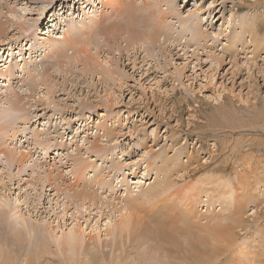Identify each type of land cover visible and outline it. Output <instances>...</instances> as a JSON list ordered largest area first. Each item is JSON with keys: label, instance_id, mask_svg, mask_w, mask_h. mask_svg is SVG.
I'll return each instance as SVG.
<instances>
[{"label": "rangeland", "instance_id": "obj_1", "mask_svg": "<svg viewBox=\"0 0 264 264\" xmlns=\"http://www.w3.org/2000/svg\"><path fill=\"white\" fill-rule=\"evenodd\" d=\"M256 1L0 0L9 30L0 37V210L9 236L27 240L15 264L42 240L47 264H88L99 248L104 262L91 264H106L127 240L117 229L127 210L133 224L139 210L152 227L159 221L148 216L170 211L210 227V264H264V0ZM60 17L64 28L51 29ZM41 18L39 32L13 25ZM97 19L133 26L137 37L158 22L160 39L112 31L95 37L88 57L61 46L66 61L49 58V39ZM15 94L23 113L6 110Z\"/></svg>", "mask_w": 264, "mask_h": 264}, {"label": "bare ground", "instance_id": "obj_2", "mask_svg": "<svg viewBox=\"0 0 264 264\" xmlns=\"http://www.w3.org/2000/svg\"><path fill=\"white\" fill-rule=\"evenodd\" d=\"M258 2H259V0L256 1V4ZM52 3H50V5H52ZM7 5L10 6V3L7 4ZM127 6H129V4ZM156 6L157 5L155 3L154 7H156ZM160 6L161 5L158 4L157 7L159 8ZM65 7H66V5L63 4L62 5V9L60 11L64 10ZM148 7L149 6L147 4L146 8H148ZM2 8L4 10V7H2ZM2 8L0 6L1 11L3 12ZM117 8H119V7H117ZM152 10L154 11V9H152ZM16 12H17V10L13 6H11V10L9 12L7 10V13L14 14V15H15ZM140 12H142V11H140ZM40 13H42V12H40ZM161 14L162 13H160V15ZM42 15L44 16V13H42ZM57 16H58V14L54 13L52 17H55V19H57ZM21 18H23V17H21ZM17 20L13 23V25L14 24L17 25L19 27V29L24 31L26 34H30L29 33L30 30H33V29H37V32H39V30H40L39 24L41 25L42 23H44L45 19L42 20V18H41L40 21L37 20L35 23H33V25H30V24L24 25L23 23L20 22V20H18L20 23H17ZM157 20H159V19H157ZM160 20H161V18H160ZM96 21L97 22H95L92 26L85 27V25H84V27H81L79 29L78 28L74 29L72 26L68 25L69 26L68 27V31H67V33H65V35L63 37L58 36V38H57V36H55V39H57V41L54 40V42L50 41V39H49L48 47L51 48V50L53 52L52 56L49 57V58L50 59L58 58L57 61L59 59H63V61H64V59L67 58V56H66L67 52H65V50H63V48H60L61 46H63L64 49L67 48V47L69 48V50H71V49L73 50L74 49L75 53H79V54L83 53V54H85L88 57L89 56V53H88L89 51H87L88 47H90V46L92 47L94 45V47L96 49L99 48V43L94 42L95 41V37L96 36H105V35H106L105 38L107 36L110 37V35H112L111 34L112 31H114V32L116 31V33H119L120 31H123V33H126V34L127 33H130V34L133 33V34H135L136 37L138 36L136 34V30L133 29L134 27L131 24H130V26H132L133 28L132 27L131 28L130 27H126V25L124 27L122 25L125 24V23H119V22H116V21H114L112 23H109V22H107V21H109V19L107 21H103L101 19L99 22H98V19H97ZM129 21L130 20H127V22H129ZM0 22H1V17H0ZM9 22H10V20H9ZM55 22H56V20H52V22H51L52 24H51L50 28L52 29V27H53L54 30H57V29L61 30L62 27L64 28L63 25H65V23L67 21L62 24L63 18L60 17L59 21L56 22V23ZM161 22H162V20H161ZM161 22H159V23H161ZM153 24L151 23V25H153ZM128 25H129V23H128ZM138 26L139 25H137V27ZM157 26H158V22H157V25H155V27L151 26L152 27L151 30L153 31V33H146V31H144V33H142L139 37H137V38L135 37L136 39L134 38V41L138 42V41H143L144 40V41L150 42L149 39H154V40H156L154 43L155 44L158 43L157 41H159L158 39H160V38L157 37L158 38L157 39L156 36L158 34L160 35L161 31L159 30V28H160L159 26L160 25L158 27ZM50 28H48V29H50ZM195 28H196V30H198V25H196ZM54 30L52 31V33H55ZM48 32H50V31H48ZM8 33H9V30L5 26L0 25V37L3 38V41L1 40V43L5 42L4 37L5 38L8 37ZM41 33H42V31H41ZM197 33H199V32L197 31ZM197 33H196V35H197ZM87 34H88V36L85 37V35H87ZM143 36H146L147 38H144ZM165 39L168 40L169 38H165ZM30 41L31 40L29 39V42ZM32 43L33 42H31V44ZM34 44L31 45L32 48H34V47L36 48V46ZM90 54H91V52H90ZM90 60H92L91 57L89 58V61ZM60 61H62V60H60ZM84 63H88V62L85 61ZM27 67L28 66H25V68H27ZM30 69H32V68H30ZM30 69L27 68V71H25L26 69H24V67H23L22 72L23 73L24 72L29 73ZM49 71H50L49 68H45V71L43 73V76H44L43 85H45L50 91L51 88L53 90V87H50V85L52 84L53 79H52L51 75L49 74ZM12 73H13V70H11L9 72V74H12ZM27 73H25V74H27ZM10 78H14V77L9 76V79ZM11 80H9V81H11ZM13 98H15L16 100L13 101L14 99L11 98L8 108L6 109V107H5V109L10 111V112L23 113L25 111V108L20 107L22 105V102H23L22 101V97L19 94H15V96H13ZM2 113H4V111ZM2 115L3 114L0 115L1 118H2ZM22 120H26L27 121L28 118H22ZM108 136H110V134ZM97 146H95V147H97ZM1 152H3V151H1ZM10 153H11V151H10ZM6 157L7 158H11V157H9L7 155H6ZM23 159H25V158H23ZM13 160L14 159L12 158V162H14ZM19 162H22V161L19 160ZM81 167L82 166H80V168ZM70 189H72V188H70ZM83 195L84 196H88V195H85L84 193H83ZM81 196L82 195H80L79 198ZM92 198L93 197L89 198V200L92 199ZM94 198L96 199V197H94ZM130 202L132 203V201H130ZM134 203H136V202H133L132 204H134ZM137 206H139V205H137ZM131 207H133V210L130 209V211L134 212L135 211L134 210V205L131 206ZM144 211L147 212L146 209ZM127 212H128V210H127ZM127 212H125V215H124L126 220H124V221L120 220L117 223V226H118L117 229H118V231L120 233L119 234L120 238L122 239L123 234L126 233L127 234V240L124 242L123 248H120V246H121L120 244H119V246L116 245V247H112V250H113V255L112 256L113 257L111 258V256H110L111 259H109L110 261L107 262L106 264H210V263H214V260H215L214 258L218 255V253L215 254L216 252L214 253V250L212 249L213 243H212L211 236L213 234L210 235L208 233V231L211 230L210 227H207V226L205 227V226L200 225L198 223L199 221H197V220H196L197 222L194 223L193 220H195V219L192 220L191 217H185L184 218L182 215L176 214V213L173 214V212H170V211H169V213H166V214L163 213V214H154V215L152 214V215H150V213H149L150 216L147 215L149 217L148 219H151L152 222L159 221L158 225H156L155 227H152L146 221H143V217L142 216L138 215V214L141 215V213L143 212V211L139 210V212H137L138 214L137 215L135 214L136 219H135V223L133 224L130 221L131 218L129 220V217L126 215ZM133 212H129V213L132 214ZM148 212H149V210H148ZM148 212H147V214H148ZM145 215H146V213H145ZM126 216L128 217V219H127ZM173 220H175V221H173ZM108 224H111V220L109 221ZM10 228H11L10 222L5 218L3 212L0 210V264H15L17 258L20 259V256H22L24 258V256H25L24 255V252L26 250L25 242L27 240L25 238H23V237L18 236L17 234H12L11 236H9V229ZM203 232H205V234H202ZM211 232L213 233L212 230H211ZM216 232H218V234H219L220 233L219 229H216ZM214 234H215V231H214ZM77 235H76V231L72 230L71 235H70L71 237L67 239L68 243L71 245L72 249H74L76 247V244L78 243L77 239L79 237H77ZM219 236L221 237L223 235L221 234ZM216 242H218V241H216ZM39 246H40L39 251H34V250L30 251V255L27 256L22 261L23 264H47V261H44V260H47V258L44 257L45 256L44 240H42V242H41V244ZM144 248H146V249H144ZM143 249L147 250V253H144ZM80 250H81V247L77 246V251H80ZM102 250H101V248H99L98 251H95L92 254L93 256H91L89 258L88 264H91L93 259L97 260L98 262H100V260L104 262L103 258H104V256H106L105 255L106 252L104 253V251H102ZM139 250H143L142 251L143 253H140L141 251H139ZM152 251L154 252V256L152 255V253H153ZM158 253L160 254V256L157 255ZM208 253L213 254V256H211V258H210L208 256ZM88 255H89V253L88 254L85 253L84 257H87ZM101 255L103 256V258H98Z\"/></svg>", "mask_w": 264, "mask_h": 264}]
</instances>
